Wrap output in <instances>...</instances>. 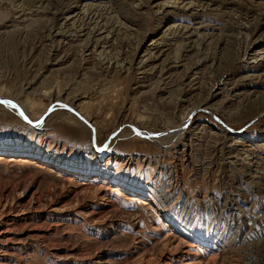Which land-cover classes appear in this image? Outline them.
<instances>
[{
    "label": "rangeland",
    "instance_id": "374dc122",
    "mask_svg": "<svg viewBox=\"0 0 264 264\" xmlns=\"http://www.w3.org/2000/svg\"><path fill=\"white\" fill-rule=\"evenodd\" d=\"M0 99V264H264V0H0Z\"/></svg>",
    "mask_w": 264,
    "mask_h": 264
},
{
    "label": "bare ground",
    "instance_id": "6f19581e",
    "mask_svg": "<svg viewBox=\"0 0 264 264\" xmlns=\"http://www.w3.org/2000/svg\"><path fill=\"white\" fill-rule=\"evenodd\" d=\"M60 94V93H59ZM1 100V104H2V106H5V107H8V108H10L12 111H14L15 112V114L17 113H22V108H20L18 105H16V104H14V103H11V102H8V101H4V100H2V99H0ZM55 106V105H54ZM67 108L68 109H70V111H72L73 113H75V115L81 120V121H84L85 123H89L90 121H89V119L87 118H85L82 114H81V112L80 113H78L76 110H74L73 108H71V107H69V106H67ZM52 110H53V107H52V109H51V111H50V113L52 112ZM20 115V114H19ZM24 115L26 116V117H28V115L27 114H25L24 113ZM45 118V117H44ZM84 120H83V119ZM29 119V118H28ZM32 125V124H31ZM89 125V124H88ZM134 126H133V130H134ZM184 130V129H183ZM139 132H136L135 130H134V132L136 133V134H138V135H140L141 137H143V138H150V136H147V134L146 133H142L140 130H138ZM182 135H184V131H180L176 136H178V137H180V136H182ZM153 136V135H152ZM171 137V136H170ZM169 138V137H168ZM161 141V140H160ZM165 141V140H164ZM21 150H22V148H17V149H13V147H10V146H3L2 144H0V152H10V153H17V152H21ZM38 159V158H37Z\"/></svg>",
    "mask_w": 264,
    "mask_h": 264
},
{
    "label": "water",
    "instance_id": "95a60500",
    "mask_svg": "<svg viewBox=\"0 0 264 264\" xmlns=\"http://www.w3.org/2000/svg\"><path fill=\"white\" fill-rule=\"evenodd\" d=\"M83 119V118H82ZM84 120V119H83ZM26 121L29 123V124H32V125H35V123L32 121V120H30V119H26ZM90 127H92L93 128V131H95V127L94 126H90ZM134 130L136 131V132H139L138 131V129H136V128H134ZM116 134V133H115ZM115 134H113L106 142H105V144L102 146V148H105V146L108 144V142H109V140L112 138V137H114V135ZM94 138H95V134H94ZM94 143L96 144V141H95V139H94ZM100 151L101 150H103V149H99Z\"/></svg>",
    "mask_w": 264,
    "mask_h": 264
}]
</instances>
